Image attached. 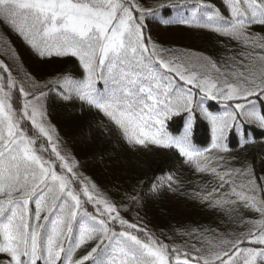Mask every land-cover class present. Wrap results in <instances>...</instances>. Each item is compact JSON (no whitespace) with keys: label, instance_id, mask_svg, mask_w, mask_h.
<instances>
[{"label":"snow or ice","instance_id":"6c2138e0","mask_svg":"<svg viewBox=\"0 0 264 264\" xmlns=\"http://www.w3.org/2000/svg\"><path fill=\"white\" fill-rule=\"evenodd\" d=\"M222 3L223 9L200 2L189 18L164 21L207 29L240 46L238 56L217 64L145 37V21L156 13L139 0H0V24L36 56L73 58L82 69L80 78L41 84L27 73L18 79L0 60V254L6 258L0 264H264V177L223 170V156L205 155L190 139L194 104L211 126L217 152L229 150L231 133L242 146L250 142L246 125L264 134V36L248 31L264 25V0ZM46 88L95 109L132 146L177 149L217 181L203 197L212 207L230 218L247 210L259 219L241 215L242 230L226 234L186 231L181 235L197 243L184 247L128 222L61 154L45 123ZM205 100L223 102L221 110L208 111ZM181 113L187 114L183 134H170L167 121Z\"/></svg>","mask_w":264,"mask_h":264},{"label":"trees","instance_id":"16d2710c","mask_svg":"<svg viewBox=\"0 0 264 264\" xmlns=\"http://www.w3.org/2000/svg\"><path fill=\"white\" fill-rule=\"evenodd\" d=\"M139 2L156 13L146 19L144 31L145 37H151L159 48L193 53L210 58L217 64L239 55L240 46L227 37L207 29L164 23L189 18L193 7L200 2L223 9L222 0ZM224 14L228 15L227 12ZM248 31L264 36V25L254 23ZM5 47L9 49L7 55L4 54ZM0 60L8 64L18 79L27 73L41 84L65 75L82 77V69L75 59H41L2 24ZM97 86L103 89V81ZM44 91L47 93L43 101L45 122L54 130V142L61 154L71 157L76 164V172L115 203L128 222L146 229L170 246L184 247L197 243L194 238L181 235L186 231L226 234L242 230L238 223L241 215L245 220L259 219L258 214L247 210L238 211L230 218L219 208L212 207L203 197L217 181L211 174L197 172L177 149L152 144L132 146L95 109H90L78 99L61 98L54 88L51 92L47 88ZM195 99H199V94ZM222 104L221 101L205 100L204 108L215 113L221 110ZM193 107L190 139L195 148L208 150L205 155L210 157L223 156L224 159L219 161L223 170H246L256 177H264V134L260 129L246 125L252 139L243 146L240 136L229 134L225 141L229 150L220 153L211 147L210 124L195 104ZM186 117V113H181L167 121L170 134H183ZM32 207L34 209V205ZM87 208L93 210L91 205ZM115 228L120 230L118 222ZM83 252V248L79 249L76 255ZM4 259L0 254V261Z\"/></svg>","mask_w":264,"mask_h":264},{"label":"rangeland","instance_id":"374dc122","mask_svg":"<svg viewBox=\"0 0 264 264\" xmlns=\"http://www.w3.org/2000/svg\"><path fill=\"white\" fill-rule=\"evenodd\" d=\"M46 123V122H45ZM47 124V123H46ZM27 127L30 129V124H27ZM42 143H44L45 145L47 144V141H44V140H42ZM38 147H39V145H38ZM48 152H50V148L48 149ZM48 152H45L44 153V155H45V157H47L48 156ZM63 155V154H62ZM53 159H54V157H53ZM57 171H60V169H59V167H58V164H57Z\"/></svg>","mask_w":264,"mask_h":264}]
</instances>
